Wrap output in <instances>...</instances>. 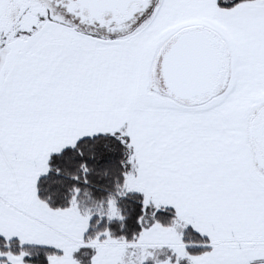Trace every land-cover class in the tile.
Wrapping results in <instances>:
<instances>
[{"label": "snow or ice", "instance_id": "6c2138e0", "mask_svg": "<svg viewBox=\"0 0 264 264\" xmlns=\"http://www.w3.org/2000/svg\"><path fill=\"white\" fill-rule=\"evenodd\" d=\"M103 137L122 180L95 212L76 184L59 207L39 196L66 149L76 171L55 175L88 184ZM129 194L138 231L115 236ZM25 245L55 249L46 264L82 247L90 264H264V0H0V264H28Z\"/></svg>", "mask_w": 264, "mask_h": 264}, {"label": "trees", "instance_id": "16d2710c", "mask_svg": "<svg viewBox=\"0 0 264 264\" xmlns=\"http://www.w3.org/2000/svg\"><path fill=\"white\" fill-rule=\"evenodd\" d=\"M107 145V148L104 147ZM123 147L111 140L110 138L103 137L99 138L97 157L94 159L87 160V163L91 171L87 174L89 180L88 184H84L81 181L76 182L70 179L69 176L55 175V168L59 167L62 170L67 169L69 172L76 171L79 157H75L73 150L66 149L63 154L56 155L53 154L49 163L52 171L47 176H42L38 180V194L42 199H47L48 202L54 206L59 207L70 199L69 189L73 184L80 187L82 192L86 188L88 189L87 195H82L81 198V209L83 211L97 210L98 201L107 196L108 192L114 188L117 181H121V166L120 161L124 159ZM105 171L107 175H105ZM79 174V173H77ZM142 197L139 194H129L128 197L120 200V206L123 212L127 214V218L124 222V228L121 229L120 223L113 221L108 224L110 231L114 233L115 236L124 235L130 238L134 231H138V225L135 223L136 216L138 214L139 200ZM97 217L93 216L90 224H95ZM105 221H101L99 225L95 228L90 227L89 231L85 234V239L93 236L96 231H100L105 227ZM25 249L32 253L31 257H26L28 264H46L44 260L45 251H56L55 249H44L37 246L25 245ZM13 250H16L15 247ZM190 251L195 252L196 249H190ZM95 254V250L87 247H82L77 252L74 253V258L79 262V264H90L91 257ZM148 264H152L151 261Z\"/></svg>", "mask_w": 264, "mask_h": 264}, {"label": "crops", "instance_id": "0c3cea01", "mask_svg": "<svg viewBox=\"0 0 264 264\" xmlns=\"http://www.w3.org/2000/svg\"><path fill=\"white\" fill-rule=\"evenodd\" d=\"M165 255H166L165 252H157V253H155L156 258L160 259V260H163L165 258ZM73 258H74V254H73Z\"/></svg>", "mask_w": 264, "mask_h": 264}]
</instances>
